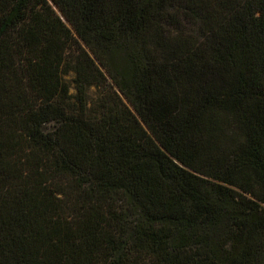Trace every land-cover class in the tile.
I'll use <instances>...</instances> for the list:
<instances>
[{
	"label": "trees",
	"instance_id": "trees-1",
	"mask_svg": "<svg viewBox=\"0 0 264 264\" xmlns=\"http://www.w3.org/2000/svg\"><path fill=\"white\" fill-rule=\"evenodd\" d=\"M0 264H264V0H0Z\"/></svg>",
	"mask_w": 264,
	"mask_h": 264
}]
</instances>
